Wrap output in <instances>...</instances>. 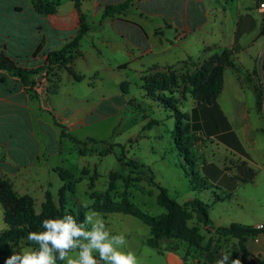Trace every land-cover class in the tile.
<instances>
[{
  "label": "crops",
  "instance_id": "1",
  "mask_svg": "<svg viewBox=\"0 0 264 264\" xmlns=\"http://www.w3.org/2000/svg\"><path fill=\"white\" fill-rule=\"evenodd\" d=\"M43 1L54 11L39 13L35 0H0V57L17 67L35 69L46 67L51 52L70 46L61 63L34 76L36 96L20 78L0 70V178L18 196L43 204L47 192L58 197L72 178L77 180L75 194L78 187L85 188V171L96 163L84 147L86 141L95 140L94 126L114 115L132 85L143 89V78L150 74L215 60L214 65L223 67L217 103L234 130L220 97L234 93L240 99L251 82L247 76L263 63L264 9L260 6L264 0H79L78 6L76 0ZM120 4L127 6L105 13ZM82 23L87 29L71 46ZM236 137L254 164L251 150L256 143L246 132ZM215 165L223 175L243 176ZM62 175L71 179L63 180ZM255 176L250 182L238 181L233 190L210 180L205 183L230 200L238 198L240 186L252 184ZM210 218L213 226L204 228L211 236L232 223L259 230L257 226L264 225V207L245 209L235 217L210 214ZM216 235L219 242L214 250L206 247L212 254L218 250L222 257L227 255L226 264L234 259L241 264H264V232L248 235L243 248L235 237ZM207 253L203 262L192 264H216L219 257L208 259Z\"/></svg>",
  "mask_w": 264,
  "mask_h": 264
},
{
  "label": "rangeland",
  "instance_id": "2",
  "mask_svg": "<svg viewBox=\"0 0 264 264\" xmlns=\"http://www.w3.org/2000/svg\"><path fill=\"white\" fill-rule=\"evenodd\" d=\"M217 57L224 59L222 56ZM227 59L231 60V56H227ZM263 64L264 60L258 69L247 76L246 79L251 81V84H246L248 90L244 94H239L240 99H235L234 93L220 97V104L231 119L234 133L243 136L246 132V135L256 143L257 148L251 150L254 164L250 157L236 154L211 137L208 139L202 137L201 142L192 148L190 157L192 163L180 155L171 136L175 127L173 109L167 108V105L189 112L194 103H198L196 100L205 99L204 87L209 84L217 68V65L211 63L193 62L144 77L143 86L150 77L159 74V78L156 77V80L148 85L150 92L142 89L140 84L132 85L128 90L129 97H125V101L117 103V107L114 108V115L94 126V130L98 131L93 136L95 140L86 141L84 147L92 154L96 163L94 168L85 171L87 185L85 188L78 187L76 194L73 182L77 180L71 179L67 190L69 194L64 201L66 210L70 207L83 208L85 214L93 210L92 194L104 195L111 182L114 190L110 191L109 195L114 201L127 197L152 216H160L166 211L157 204L158 186L166 188L168 196L179 203H185L193 198L201 199L213 207L210 214L214 217L219 215L235 217L243 214L245 209L264 207V168L260 169L264 167ZM125 119H128L127 123ZM152 121H158L159 124L152 126L151 129L145 128ZM89 149H92V152ZM205 162L218 164L229 174H243L244 177L250 178L256 173V176L252 184L240 186L238 198L235 195L229 200L219 191L210 189L209 183L201 181L200 167ZM6 182L14 191L13 186ZM222 198H225V201L216 202ZM54 200L60 206L59 196ZM238 203H241L240 206ZM29 204L36 213H41L43 204L33 199H30ZM0 205L3 204L0 202ZM100 214L113 235H125V250H131L136 254L138 264L203 262L208 240H211L210 250H214L215 243L219 242L216 240V234L211 236L202 227L201 234L204 239L200 246L171 238L162 242L161 250L157 251L146 245L150 228L139 219L125 213ZM8 227L3 206V210L0 211V232ZM30 248L32 247L27 246L25 239L6 242L0 246V252H3L0 255V264L4 263L5 257ZM70 255L74 256L75 252Z\"/></svg>",
  "mask_w": 264,
  "mask_h": 264
},
{
  "label": "trees",
  "instance_id": "3",
  "mask_svg": "<svg viewBox=\"0 0 264 264\" xmlns=\"http://www.w3.org/2000/svg\"><path fill=\"white\" fill-rule=\"evenodd\" d=\"M76 4L78 6L79 0H76ZM126 6L127 4H120L118 6L108 7L105 13L108 14L113 10H122ZM34 7L39 13L44 15L54 11L43 0H35ZM86 29V26L82 23L81 29L77 33L71 46L82 37ZM262 34H264V26ZM69 47L67 46L62 50L51 52L46 67L35 69L17 67L9 59L0 57V70L7 71L15 77L20 78L26 90L36 96L34 76L44 69L51 71L55 65L61 63L65 59V53ZM215 59L221 60L219 57ZM207 63L214 65L215 60ZM216 67L209 84L204 87V91L202 90L205 99L203 101L196 100L198 103L195 104L190 112H183L167 105V108L173 109V118L175 119V127L171 132V136L175 141L180 155L185 157V160L190 163H192L190 161L192 148L201 142L202 137L208 139L214 136L217 140L237 151L239 154L246 158L249 157L237 140L236 134L231 129L227 118L217 103V97L223 84V67L221 65H217ZM156 77L159 78V74L158 76L150 77L145 83L146 85L144 84L143 89L150 92L148 85H151L156 80ZM257 101L259 102V97ZM158 124V121H152L145 128L151 129L152 126ZM92 141L94 142V140ZM78 143L81 142L78 141ZM201 171L204 175L201 178L202 182L205 183L207 180H210L212 183L223 185L229 190L235 189L238 181L250 182L253 179V177L245 178L242 175H223L224 171L214 163H204L201 166ZM62 177L63 180L71 179L65 175H62ZM68 188L69 186H65L60 191V206L55 202L53 195L47 192L41 213H36L31 204H29L31 197L18 196L6 181L0 180V202L4 206L5 220L9 225L7 229L0 232V246L6 242H18L21 239H25L28 247L38 248L35 242H29L27 240V234L29 231H44L42 227V221L44 219L71 214L75 217L77 223L82 222L85 218V210L83 208L70 207L68 210L65 208V193ZM157 188L159 190L157 204L166 210L160 216H152L144 212L127 197H122L120 201H114L109 195L110 191L114 190L112 182L104 195L98 196L92 194V209L98 213H125L139 219L150 228V236L146 240V245L157 251L161 250L162 242L171 238L180 239L191 245L200 246L204 239V236L201 234V228L213 226L209 214L210 205L199 198H193L185 203H179L168 196L166 188L162 186H158ZM191 222L193 223L191 224ZM215 232L223 237L232 236L239 239L240 246L243 248V241L248 235H257L260 232H264V228L256 230L252 227L232 223L229 226L217 228ZM209 246L210 241L207 244V247ZM207 247L205 251L208 252V259L214 255L222 259L218 250H215L212 254ZM1 254L3 252H0ZM58 264H64V262L58 261Z\"/></svg>",
  "mask_w": 264,
  "mask_h": 264
},
{
  "label": "clouds",
  "instance_id": "4",
  "mask_svg": "<svg viewBox=\"0 0 264 264\" xmlns=\"http://www.w3.org/2000/svg\"><path fill=\"white\" fill-rule=\"evenodd\" d=\"M3 205H0V211ZM44 231H29L27 240L38 248L21 250L10 255L4 264H138L137 256L125 250L124 234L113 235L101 214L90 210L82 222L71 214L42 221ZM75 252L74 256L70 253ZM94 253L96 255H94ZM227 255L216 264H226ZM231 264H241L234 259Z\"/></svg>",
  "mask_w": 264,
  "mask_h": 264
},
{
  "label": "built area",
  "instance_id": "5",
  "mask_svg": "<svg viewBox=\"0 0 264 264\" xmlns=\"http://www.w3.org/2000/svg\"><path fill=\"white\" fill-rule=\"evenodd\" d=\"M260 8H261V9H264V3L261 4ZM257 228H258L259 230H261V229L264 228V225H263V224H260V225L257 226Z\"/></svg>",
  "mask_w": 264,
  "mask_h": 264
}]
</instances>
